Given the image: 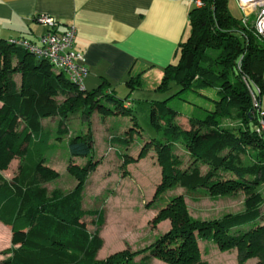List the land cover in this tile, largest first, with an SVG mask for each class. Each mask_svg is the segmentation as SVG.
I'll list each match as a JSON object with an SVG mask.
<instances>
[{
  "label": "trees",
  "instance_id": "1",
  "mask_svg": "<svg viewBox=\"0 0 264 264\" xmlns=\"http://www.w3.org/2000/svg\"><path fill=\"white\" fill-rule=\"evenodd\" d=\"M201 1V6L188 11L189 31L178 44L176 61L163 69L157 89L166 92V97L150 101L149 121L165 139L150 138L137 157L150 147L155 149L161 184L175 182L191 191L206 189L210 194L242 189L247 194L245 208L211 220L195 219L184 199L176 196L155 217L156 221L169 218L171 228L150 246L98 260L96 252L102 239L97 228L90 232L84 217L91 216L90 223L100 227L103 211L85 210L82 205L86 177L98 163L93 158L92 132L67 141L72 158L88 159L82 167L69 166L76 185L68 192L49 194L37 178L50 138L40 121L59 116V127H63L59 132H65V119L80 109L85 120L95 111L103 116L130 115L135 121L130 129H136L133 105L126 96L101 85L93 90L84 88L82 99L81 93L73 94L71 90L78 87L63 72L61 76L45 70L52 68L46 60L33 61L32 53L0 38V170L6 169L13 157L21 158L20 173L0 182V221L11 232V247L4 250L8 255L0 264H149L150 257L168 264H210L201 258L199 239L212 242L221 251L235 248L240 264L250 258L264 264V216L257 192L264 183V129H255L264 121V40L255 30L252 16L247 21L242 14L235 17L227 0ZM13 58L17 59L15 65ZM18 71L19 89L12 76ZM127 83L130 89L139 85L134 78ZM208 87L215 89L216 98L201 92ZM187 91L204 95L211 102L200 114L186 115L189 127L180 128L174 123L178 112L168 103ZM54 96L65 98V102L57 105ZM223 120L237 125H223ZM125 138L117 139L124 143ZM176 140L192 158L191 167H179L181 160L171 151ZM124 160L134 159L128 156ZM200 164L207 166L203 173ZM136 256H140L138 260Z\"/></svg>",
  "mask_w": 264,
  "mask_h": 264
},
{
  "label": "rangeland",
  "instance_id": "2",
  "mask_svg": "<svg viewBox=\"0 0 264 264\" xmlns=\"http://www.w3.org/2000/svg\"><path fill=\"white\" fill-rule=\"evenodd\" d=\"M227 6L235 17H240L242 10L236 0H227ZM37 58L33 56L32 60ZM53 74H60L57 69L45 68ZM63 74V73H62ZM62 76V75H61ZM215 89L208 87L201 92L205 96L216 98ZM73 94L85 93L73 88ZM204 95L194 91H187L180 98L169 101L168 106L175 109L178 115L174 123L180 128H188L186 115H197L208 107L209 101ZM54 103L61 105L65 98L53 97ZM134 106L131 110L136 116V129H130L134 120L130 115L109 114L103 116L95 111L85 120L82 112L77 109L65 119L67 131L59 132V116H47L41 119V128L50 135L49 149L45 153L42 170L37 174L41 186L51 194L57 190L61 193L70 191L77 183V179L70 173L69 166L82 167L87 158L71 157L66 142L69 138L89 130L93 136V158L98 161L95 168L86 177L83 188V208L85 210H102L103 224L100 227L90 223L91 216L84 220L90 232L97 230L102 239V246L96 252V258L103 260L110 255L129 250L131 253L150 246L160 235L167 232L171 220L165 218L155 220L161 208L169 206L176 197L184 199L188 213L192 218L211 220L227 213H236L245 208L247 194L242 189L231 193L210 194L206 189L191 191L177 183L171 185L163 183L161 166L158 163L157 152L150 147L141 157H137L142 145L150 138L157 137L164 140V136L157 133V129L149 121V106ZM134 111V112H133ZM223 125H237L235 121L223 120ZM23 126V125H22ZM21 126V127H22ZM65 128V127H64ZM124 138V143L118 142V137ZM172 154L181 160V169L189 168L193 164L192 158L184 149L180 140H176L172 147ZM127 156V157H126ZM132 157L134 160H124ZM21 158L13 157L4 170H0V182L9 181L20 173ZM201 172L207 166L200 164ZM159 185H164L159 189ZM262 198L260 207L264 216V183L257 187ZM264 223V220L262 221ZM201 258L210 264H240L237 250L231 248L221 251L210 241L198 240ZM10 231L8 227L0 228V254L10 248ZM142 256V255H140ZM140 256H136V260ZM149 264H168L157 258L150 257ZM242 264H256L255 258H250Z\"/></svg>",
  "mask_w": 264,
  "mask_h": 264
},
{
  "label": "crops",
  "instance_id": "3",
  "mask_svg": "<svg viewBox=\"0 0 264 264\" xmlns=\"http://www.w3.org/2000/svg\"><path fill=\"white\" fill-rule=\"evenodd\" d=\"M193 6L192 0H0V38L35 40L45 28L34 16L53 15L59 30L76 28L74 48L83 53L88 70L85 90L101 85L126 96L133 106L150 107L151 100L167 95L157 86L164 67L176 61ZM16 63L13 58L12 64ZM12 76L19 89L21 73ZM129 78L139 85L130 89ZM1 226L8 227L0 221ZM7 255L0 254V259Z\"/></svg>",
  "mask_w": 264,
  "mask_h": 264
},
{
  "label": "built area",
  "instance_id": "4",
  "mask_svg": "<svg viewBox=\"0 0 264 264\" xmlns=\"http://www.w3.org/2000/svg\"><path fill=\"white\" fill-rule=\"evenodd\" d=\"M236 1L242 10L243 21H247L252 16V24L264 40V0ZM192 2L196 7L203 4L201 0H192ZM34 18L45 28L35 40L11 37L8 38V43L23 47L36 58L46 60L52 68L63 72L80 90H83V80L88 70L83 53L74 48L75 26L68 25L63 30H59L60 22L55 16L47 13L35 15ZM253 104L257 106L254 96ZM260 114L262 115L263 111ZM255 129L258 132L262 131L264 121L261 120Z\"/></svg>",
  "mask_w": 264,
  "mask_h": 264
}]
</instances>
